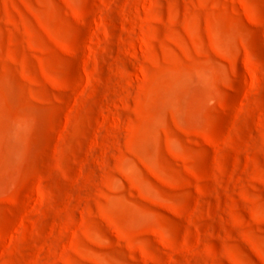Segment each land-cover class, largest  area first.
I'll use <instances>...</instances> for the list:
<instances>
[{
	"label": "rangeland",
	"instance_id": "obj_1",
	"mask_svg": "<svg viewBox=\"0 0 264 264\" xmlns=\"http://www.w3.org/2000/svg\"><path fill=\"white\" fill-rule=\"evenodd\" d=\"M0 264H264V0H0Z\"/></svg>",
	"mask_w": 264,
	"mask_h": 264
}]
</instances>
